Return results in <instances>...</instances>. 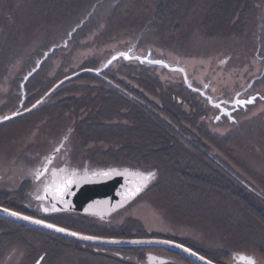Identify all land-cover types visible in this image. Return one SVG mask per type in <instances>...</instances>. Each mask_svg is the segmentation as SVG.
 <instances>
[{
  "label": "rangeland",
  "instance_id": "obj_1",
  "mask_svg": "<svg viewBox=\"0 0 264 264\" xmlns=\"http://www.w3.org/2000/svg\"><path fill=\"white\" fill-rule=\"evenodd\" d=\"M133 1L135 0H100L95 3L97 6L95 5L94 13L91 14L92 22L88 24V26L91 24L89 30L93 29L92 32L96 33L102 28H106L109 20L112 23L120 19L126 21L124 24H118L122 25L121 28L110 30L111 32L107 36V43L111 44L114 51L122 50L117 47L124 45L123 37L126 36V39L131 38L129 40L139 41L143 47L155 44L156 51L162 52L161 50L164 49L172 59L179 57L186 65H192L193 62L196 65L203 61L204 64L207 62L204 65L205 69L209 67L214 69L217 63H224L225 59L229 60L235 55L242 59L252 54L256 43L260 44L257 34L260 38L264 36V0H187L172 9L171 16L164 18L163 15L158 21L153 17L156 7L155 0H138L134 4ZM229 1L235 3V8L233 5L230 6L231 9L233 8L231 11H228L229 4H226ZM224 2L225 4H222ZM53 5L55 6L46 11L44 10L47 7H43L41 13L36 12V17H39L40 14L41 16L39 17L40 22L36 26L39 31L35 36H30L32 32L25 36L22 33L19 34L25 40L16 37V46L11 52L12 56L8 67L7 63L1 66V70L3 69L5 74L11 67L9 73L15 72L13 76H19L29 64L31 67L35 64L36 58L42 56L44 49L51 46L52 43L62 40L68 30L66 27L62 28L65 21L64 16L70 10L66 9L61 15V11H59L61 7L57 3ZM217 5L218 7H216ZM219 7L221 8L219 9ZM235 10L237 12L234 13ZM113 13L118 17L114 22L111 19ZM29 16L31 15L29 14ZM35 39H38L37 42ZM46 39L49 41H45ZM40 42L44 47L33 63V54L30 53L33 52L35 45L41 44ZM77 49L74 59L85 53V51ZM19 55L20 57L17 59ZM23 55L24 57H21ZM30 55L31 57H29ZM64 57L66 60L67 56L64 55ZM14 60L16 61L13 62ZM28 62L29 64L26 65ZM59 62V57L49 61L45 66L44 74L52 72ZM2 79L3 77L0 75V86ZM3 96L0 94V118L16 108L15 102L11 106L2 103L1 97ZM250 98L239 103L240 105H237L235 110H231L226 116H219L214 122V126L224 130L235 121L233 120L234 116L237 119L253 114L264 106V93ZM41 113L42 111L39 110L32 111L0 123V170L2 172L5 170V174H7V170H12L8 172L10 177L1 178L0 183L14 184L19 181L22 173H26V169L37 165L41 154L45 153L43 151L50 147L51 141L56 139L58 141L61 138L56 135L52 121L49 122L47 115H41ZM263 130L264 119L260 122L241 125L230 139L222 140V142L218 139L207 141L205 146L207 150L217 151V155L220 154L222 157H225L226 148L229 156L245 169L244 177L251 179L254 184L261 187L262 184L260 185L258 180L264 178ZM69 142V140L65 141V148L68 144L66 149L69 147L71 151L73 150L72 154L77 160L83 159L84 156L80 157L79 149H73L72 142ZM44 148L46 149L44 150ZM17 153H21V155L15 156ZM59 154L55 155L53 164L59 165L58 162H54ZM34 156L37 157L34 159ZM160 180H154L152 186L142 193L139 200L115 213L114 216L118 220H124L126 216L131 215L139 219V222L149 233L152 230H158L179 237H189L192 239L191 245L204 254L209 256L221 254L223 256L221 261L234 260L237 263L236 258L233 257L236 252L251 255L255 257L257 264H264V254L259 250V242L243 233L245 229L242 225L243 221H237L228 216L227 211L224 210L225 205H218L216 202L212 204L210 197L206 196L209 201L205 199L204 203L195 210L198 193L191 191V194L188 195L189 189H182L183 184L179 179L172 180L176 185L171 188L162 186L159 183ZM183 190L188 196L183 193ZM247 232L251 234L250 231ZM28 241L33 242V245L38 248L36 242L39 243V241L36 237H33V241L31 239ZM5 247L7 248L0 250V264H24L23 261L27 254L24 246L10 242ZM146 250L147 253L166 255L165 250L162 249L149 247ZM41 264L118 263L107 258L92 256L89 253L66 250L54 260Z\"/></svg>",
  "mask_w": 264,
  "mask_h": 264
},
{
  "label": "trees",
  "instance_id": "obj_2",
  "mask_svg": "<svg viewBox=\"0 0 264 264\" xmlns=\"http://www.w3.org/2000/svg\"><path fill=\"white\" fill-rule=\"evenodd\" d=\"M99 1L100 0H0V29L3 28L0 35V72L2 71L1 66H4L5 63H7L8 67L11 61L8 60L6 56L10 54L13 47L16 46V37H20V33L25 36L30 35L32 32L33 36H35L39 31L36 26L40 22L39 17L41 14L39 17L36 16L38 12H42L43 7H47L44 10L46 11L48 8L55 6L53 5L54 3H57V5L61 7L59 10L61 11V15L66 9L70 10L64 16L66 17L68 14L75 13L81 6H85L84 13L86 14L92 6ZM136 1L138 0H135L132 3L134 4ZM185 1L187 0H155L154 3L156 7L153 12V17L158 21L163 15L164 18L171 16L172 13L170 11L177 8ZM222 4H225V2ZM226 4H229L228 11L235 8V3L232 1H229ZM231 5H233L232 9L230 7ZM216 7H218V5ZM220 8L221 7H219V9ZM237 10H235L234 13L237 12ZM35 13L36 15H34ZM29 14L31 16H29ZM83 14L81 16H83ZM114 15V13L111 14L113 22L115 19H118V17ZM124 23H126V21H122L121 19L115 23H112L109 20L106 28H102L96 33L92 32L93 29L89 30L91 24L89 26L87 24L85 30H82V33L85 32L84 42L81 43L79 47V49L85 51V53L79 58L76 57L77 59H74L75 51L78 50L77 39L70 43L66 48L55 50L47 61L42 64L40 70L33 76V82L35 81L34 87L38 88L37 94L33 95V101H35L37 97L45 92L53 82L61 76L86 65L96 63V65L99 66L103 64L104 60L113 52L111 44L107 43V36H109V33L111 32L110 30L121 28L122 25L118 24ZM123 38V44H125L124 42L127 37L125 36ZM36 40L38 39H35V41ZM42 47L44 46L41 43L35 45L33 48V63L34 59L41 53ZM64 55L67 56L66 60ZM56 57L60 58V62L52 72L49 71L50 73L48 72L47 74H44L47 63L49 61L51 62L53 58ZM122 65L126 66V64ZM11 69L12 68L10 67L7 70L10 72ZM82 77L83 76L80 78L78 77L69 82L68 87H62L59 89L43 104L36 108L35 111L39 110L42 111L41 115H47L48 121H52L55 132L62 131L64 127L68 125L70 127L73 126V128L75 127V132L71 134L68 140L72 142L73 149H79L80 157L84 153L82 150H85V144L88 145L91 138L100 134H103V137L105 138L106 136H113L111 130H116L115 133L120 140L126 139L127 141H131V138L128 137L134 136L136 132H138V135L140 136L143 131L137 129L141 128L142 123H139L141 121L136 119L137 116L129 115L127 113V107L123 105L125 101L123 99H112L108 96L109 92L101 87L86 88L81 86V84L77 83V80ZM150 86L151 90L156 92L154 86ZM116 116L119 120L114 123L112 120ZM139 118L142 119V116ZM150 118H152L151 115ZM127 120L137 122H134L133 127L126 124ZM151 120L148 123L149 130H145L143 135H141L146 140L145 148L148 151L147 154H130L121 146L114 148L113 145L109 144V147L106 150L103 148L101 149L100 157L103 153V158L112 162L127 164L128 166H131V168H139L143 170L146 168L153 169L155 174H157L155 179H161L159 183L167 188L176 185L172 182L173 179H179L182 181L183 188L179 185L177 186L182 189L188 188V195L191 194V191L198 193V202L195 204V210L199 208L200 204L204 203L203 201L205 199L209 201L206 196L210 197L212 204L216 202L218 205H225L226 208L224 210L227 211V215L231 218H235L237 221H243L242 225L245 227L243 233L248 234L253 240L255 239V241L259 242V250L264 254V178L258 180L259 184H262L261 187L258 189L253 188V190L261 194L260 196L249 189L235 187L233 186V183H227L218 170L209 169L207 165L201 162L202 159L197 162H191L192 158L190 156L176 155L174 151H169L168 148H163L160 145V135L157 130L158 126L157 124L152 123ZM114 126H117V128H113ZM171 136L172 134L168 132L167 138H171ZM58 141L57 139L53 140L51 141L50 147H47L48 149L44 148V150L46 149L43 151L45 153L41 154L37 165L33 167V171H28L26 174L22 173L20 179H23L24 183L27 185L20 186V190L18 191L7 190L3 192V194L0 193L1 205L26 214L37 216L70 230L86 234L118 238L163 237L173 239L193 248L207 258L220 264H239L235 263L234 260L221 261V258L223 257L221 254L212 256L204 254L202 251L191 245L192 239L189 237H179L158 230H152L149 233L144 229V226L139 222V219L134 218L131 215L126 216L124 220H118L116 216L112 215L107 221H102L96 216L89 214L56 212L50 206L48 212H43L39 203L36 201L38 193L35 191L37 183L34 181V174L38 167L43 163L45 155L54 148ZM66 148L64 145L59 156L56 157L54 161L55 163L58 162V166L83 171L86 167L95 165L90 157L84 155L83 159L80 158L81 161L79 159L77 160L75 155L72 154L73 150L71 151L69 147L68 149ZM36 157L37 156H34V159ZM194 163L195 166H191ZM7 171L9 172L12 170L9 169ZM8 172L7 174H4L5 178L10 177ZM24 175L33 177L32 208L30 204H27L24 197V192L27 189L29 181ZM183 193H185L184 190ZM12 195H15L16 197ZM17 196H19V198ZM14 197L15 201L12 199ZM247 231H250L251 234ZM33 237H36L39 241V243L36 242L38 248L33 245V242L28 241L29 239L33 241ZM10 242H15L25 247V252L27 254L23 261L24 264L27 262L28 264H33L40 256H42L40 264L43 262H49L62 255L66 250L89 253L92 256H99L111 261H116L118 264H146V249L151 247L86 245L46 231L0 218V250L7 248L5 245ZM153 249L160 248L153 247ZM162 250H165V256L168 258V262L165 264H197L175 251L166 249Z\"/></svg>",
  "mask_w": 264,
  "mask_h": 264
},
{
  "label": "flooded vegetation",
  "instance_id": "obj_3",
  "mask_svg": "<svg viewBox=\"0 0 264 264\" xmlns=\"http://www.w3.org/2000/svg\"><path fill=\"white\" fill-rule=\"evenodd\" d=\"M95 5L97 6V4H94L86 14L84 13L85 6H81L75 13L68 14V16L64 18L65 21L63 22L62 28L66 27L68 30L64 34L62 40L52 43L51 46L42 51V56L36 60L38 61L46 56L45 59L40 64L39 68L26 80L25 77L27 74L36 66V60L35 65L32 67L28 62L26 65L29 64V66H27L19 76L14 77L13 75L15 72L11 74L9 73V70H7L5 74V71L2 69L0 72V75L3 77L0 86V94L4 95L1 97L3 99L2 103L11 106L15 102L16 104L14 105H16V108L21 107L22 109H25L41 98L63 78L85 69L99 70V68L103 66L104 62L110 57V55L104 60L102 65L98 66L96 63L86 65L61 76L55 80L45 92L37 97L35 101H33V95H36L38 92V88L34 87L35 81L33 82V76L40 70L43 62H46L55 50L66 48L76 39L77 47H80L85 39V32L82 33V30H85L87 24L92 22L91 14L94 13L96 8ZM82 14L83 17L81 16ZM2 29L3 28L0 29V35ZM30 36H33V33ZM129 39L131 38L126 39L125 44L118 49L125 50L131 48L132 54L142 55L148 58L145 63L124 61L120 59L101 71H83L62 82L42 101V103H40V105L43 104L59 89L62 87H68L69 82L83 76L81 79L77 80V83L86 88L101 87L109 92L108 96L112 99H123L125 101V103L123 102V105L127 107V113L129 115L137 116L136 119L141 121L139 123H142V126L137 130H142L143 132L141 134L139 133L140 136L138 135V132H136L134 136L128 137L131 138V141H127L126 139L120 140L115 133L116 130H111L113 136L110 137L106 136L105 138L103 137V134H100L91 138L89 141L90 143L88 145L85 144V150L82 151H84V156L93 158L91 160L95 165L85 167L89 169L112 166L131 168V166H128L127 164L112 162L103 158V153L100 157V151L102 148L106 150L109 147V144H111L114 148L121 146L130 154H147L148 151L145 148L146 140L141 135H143L145 130H149L148 123L152 119V123H155L158 126L157 130L160 135V145L163 148H168L169 151H174L176 155L190 156L192 158L191 162H197L202 159L201 162L207 165L209 169L218 170L227 183H233V186L235 187L246 188L257 193L253 188L258 189V185L256 183L254 184L251 179L244 177L243 174L245 169L229 156V152L226 151V148L224 151L225 157H222L220 154L217 155V151L207 150L205 144L207 141H214L215 139H218L221 142L225 139L228 140L236 134V131L241 125L262 121L264 119V106L259 108L253 114L242 116L237 119L234 116L233 120L235 121L222 130L214 126L217 109L210 105L208 98L204 96L202 92L211 97L214 102L220 101L227 113L233 109L235 110V107L240 105L239 103L245 101V99L256 94H263L264 36L260 38L257 34V40L260 44L257 45L255 42L256 48L252 54L247 55V57L242 59H239L235 55L229 60L225 59V61H223L224 63H217L214 69L211 67L205 69L204 65L207 62L204 64L203 61L196 65L194 62L192 65H186L179 57H174L175 59H172V57L162 48V50L159 49L162 52L156 51L154 48L155 44H152L153 46L150 45L151 47H143L139 41ZM45 41L48 42L49 40L46 39ZM52 47L54 48L51 50ZM30 54H33V52ZM11 56L12 53L8 54L6 57L8 60H11ZM19 57L20 55L17 59ZM21 57H24V55ZM29 57H31V55ZM156 59H161L171 65L178 64L182 66L190 85L195 90L185 84L181 72L170 71L162 65H156L150 62V60ZM122 64H126V66ZM150 85L154 86L156 92L151 90ZM237 100L239 101L237 102ZM150 115L152 118H150ZM140 116H142V119L139 118ZM118 120L119 119L116 116L112 121L116 123ZM134 122L137 121L127 120L126 124L134 127ZM228 122H230L229 119ZM113 128H117V126H114ZM74 132L75 127L73 128V126L70 127L69 125L64 127L62 131H56V135L61 137L56 144H61L58 153L61 152L65 141H68L71 134ZM168 132L172 134L171 138H167ZM18 155H21V153H17L15 156ZM191 166L194 167L195 163ZM51 168L67 169L66 167L58 166L56 164H52ZM26 170L27 173L28 171H33V168ZM144 170L153 171L152 179L153 181L156 180L155 177H157V174H155L153 169L146 168ZM4 171L5 170L2 172V170H0V179L5 178ZM25 177H27L29 181L27 189L24 192V197L27 204H30L32 208L33 177ZM22 185H27L24 183L23 179L14 184L0 183V193L3 194V192L7 190L18 191ZM257 194L259 196L261 195L259 192ZM15 197L12 199H15ZM17 197L19 198V196Z\"/></svg>",
  "mask_w": 264,
  "mask_h": 264
},
{
  "label": "water",
  "instance_id": "obj_4",
  "mask_svg": "<svg viewBox=\"0 0 264 264\" xmlns=\"http://www.w3.org/2000/svg\"><path fill=\"white\" fill-rule=\"evenodd\" d=\"M53 48L54 47H52L51 50ZM131 50L132 49L129 48L126 51H117L113 53L104 62L103 66L99 68V70L85 69L63 78L30 107L24 110L18 109L17 111L4 115L0 118V123L35 109L50 93H52V91L55 90L58 85L83 71H101L119 59L124 61H137L139 63H145L148 60L146 56L131 54ZM45 57L37 61L36 66L30 73L27 74L25 80L39 68ZM150 62L152 64L162 65L170 71L181 72L184 77L185 84L194 89L190 85L183 67L179 65H170L168 62L161 59L150 60ZM202 94L208 98L210 105L217 109L214 122L217 121L219 116H226L228 114L226 109L221 105L220 101L214 102L211 97L205 95L203 92ZM257 95L258 94L254 96ZM238 101L239 100H237V102ZM60 147L61 144H58L56 148L48 154L44 163L39 167L35 175V179L40 180L35 186V191L38 193L37 199L45 202L42 204V210L44 212H48L50 206L54 211L58 212H77L94 215L101 220H107L111 214L126 207L134 199H136L146 189L151 180V177L145 179V176L152 172L118 167L100 168L92 171L86 170L83 172H78L76 170L67 171L64 169H54L50 171V177L47 178L45 175L49 172L53 159L58 153ZM137 189H139V191H137ZM13 213H16V215H13ZM0 217L80 242L82 244L94 246H159L180 253L197 264H220L180 242L166 238H118L86 234L70 230L1 205ZM25 217H28L29 219H25ZM36 221H42V223H36ZM48 225H54L55 227H48ZM58 229H64V231H59ZM73 233H75V235H73ZM233 257H235L236 261L240 264H249L247 260H242L240 257H251L255 264H257L255 257L245 253H234ZM41 259L42 256H40L34 264H39ZM166 262H168V259L162 255H157L155 253L146 254V264H164Z\"/></svg>",
  "mask_w": 264,
  "mask_h": 264
},
{
  "label": "snow or ice",
  "instance_id": "obj_5",
  "mask_svg": "<svg viewBox=\"0 0 264 264\" xmlns=\"http://www.w3.org/2000/svg\"><path fill=\"white\" fill-rule=\"evenodd\" d=\"M106 174V173H105ZM152 173H148L147 176H145V179H148L152 176ZM139 191V189H137ZM13 215H16V213H13ZM25 219H29L28 217H25ZM36 223H42V221H36ZM48 227H55L54 225H48ZM59 231H64V229H58ZM75 235V233H73ZM242 260H247L249 264H255V262L252 260L251 257H240Z\"/></svg>",
  "mask_w": 264,
  "mask_h": 264
}]
</instances>
